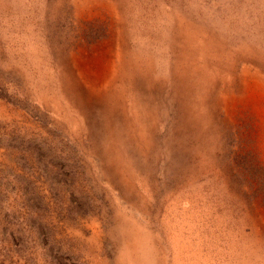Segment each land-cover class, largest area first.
Wrapping results in <instances>:
<instances>
[{"label":"rangeland","instance_id":"obj_1","mask_svg":"<svg viewBox=\"0 0 264 264\" xmlns=\"http://www.w3.org/2000/svg\"><path fill=\"white\" fill-rule=\"evenodd\" d=\"M0 264H264V0H0Z\"/></svg>","mask_w":264,"mask_h":264}]
</instances>
